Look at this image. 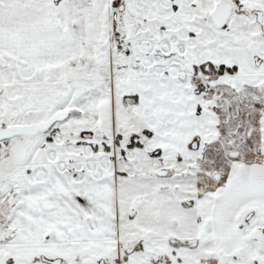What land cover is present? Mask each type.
Here are the masks:
<instances>
[{"label":"crops","instance_id":"obj_1","mask_svg":"<svg viewBox=\"0 0 264 264\" xmlns=\"http://www.w3.org/2000/svg\"><path fill=\"white\" fill-rule=\"evenodd\" d=\"M39 1L16 0L14 10L45 16L38 28L67 26L68 43L52 44L65 56L79 51L75 14L83 13L93 59L114 68L82 91L61 87L75 104L74 113L61 112L74 116L81 143L0 142V264H264L258 95L252 126L263 160L224 161L213 171L219 179L179 178L222 139L216 100L197 90V69L209 66L212 88L264 90V0ZM111 7L133 26L134 58L113 56ZM22 23L13 25L21 42ZM221 66L235 72L215 75ZM236 254L244 260L230 258Z\"/></svg>","mask_w":264,"mask_h":264},{"label":"rangeland","instance_id":"obj_2","mask_svg":"<svg viewBox=\"0 0 264 264\" xmlns=\"http://www.w3.org/2000/svg\"><path fill=\"white\" fill-rule=\"evenodd\" d=\"M31 1H33L34 6L37 4V0ZM15 2L16 0H0L1 10H8L7 13L0 11V35L4 37L3 41L5 42L0 45V129L43 123L61 111H75L72 108L75 104L68 102L69 96L66 93L68 86L76 92L82 91L85 85H89V81L100 82L114 68L109 59L103 60V63L93 59L91 48H89L86 40L87 27L84 23L83 13L77 11L75 14L76 31L79 32L76 34L81 39L80 52L77 51L78 53L74 56H65L66 54L63 55L60 52L62 46L57 43V40L56 45L52 44L53 38L54 40L55 38L63 39L67 42V38L73 35L68 33L67 26L60 28L59 32L52 28L51 22L46 25L47 27L42 28L40 26L38 28L36 24H41L40 20H45V16L41 18L39 14L35 13L23 14V7L20 6L14 10ZM18 2L19 5L23 6V0H18ZM59 2V0L55 1L56 4ZM41 3L45 5L54 4L53 0L39 1L38 4ZM19 18L23 21V35L28 37V39L23 38V42L18 35V27H14ZM30 33L33 35L42 34L36 39L35 36L31 37ZM63 56L65 57L63 58ZM113 56L121 57L114 51ZM59 64L61 67L58 66ZM59 68H62L63 71L56 70ZM197 70L198 74H204L199 78L201 85H197V90H200L201 87L208 89L206 91L208 96L216 100V109L221 118L222 139L218 143L206 145L205 153L201 158L197 162L191 163L193 170L179 174V178L191 179L198 176L200 181L205 182L208 179L206 175L215 176L217 179H219V174L223 175L213 171L218 169L217 166L222 165L224 161L228 162L231 159H236V157L247 159L249 162L251 160H263L262 156L258 157L260 140L257 135H259V131L252 126L254 112L251 107L252 105L254 107L255 104L251 102V98L255 94L258 95L260 98L258 108L264 110V90L246 89L243 92H235L228 87L212 88L210 86L213 84L214 75L211 74L212 71L209 70V73H205L204 67ZM213 71L217 75V70L214 69ZM61 72L63 82H60L61 78L59 79ZM61 87L66 90L63 94L60 93ZM75 116L78 115L75 114ZM73 122H75L74 116L71 119L55 123L47 131L39 132L33 136H18L11 140L17 146H23V142L28 139L34 143L41 136L46 137L45 145L52 144L59 138L63 143L74 141L81 143L85 139V134L84 132H77V127L73 128ZM42 142L38 141L40 144ZM100 142L94 143L101 145ZM230 153H232L231 156H229ZM249 239L256 240V238L250 237ZM181 244L186 245L184 242ZM191 244L196 246L197 241L187 243V245ZM241 257L238 254L230 256L235 261L244 260Z\"/></svg>","mask_w":264,"mask_h":264},{"label":"built area","instance_id":"obj_3","mask_svg":"<svg viewBox=\"0 0 264 264\" xmlns=\"http://www.w3.org/2000/svg\"><path fill=\"white\" fill-rule=\"evenodd\" d=\"M109 45L114 52L125 57L134 58L136 52L129 47V34L126 21L117 7H111L109 15Z\"/></svg>","mask_w":264,"mask_h":264},{"label":"water","instance_id":"obj_4","mask_svg":"<svg viewBox=\"0 0 264 264\" xmlns=\"http://www.w3.org/2000/svg\"><path fill=\"white\" fill-rule=\"evenodd\" d=\"M126 28L129 32V35L131 36L133 31V26L127 25ZM67 116H68L67 112H59L56 115H54L52 118H50L47 122L38 123L34 125H17L5 129H0V142L5 140H10L18 136H33L39 132L47 131L55 123L65 120Z\"/></svg>","mask_w":264,"mask_h":264},{"label":"trees","instance_id":"obj_5","mask_svg":"<svg viewBox=\"0 0 264 264\" xmlns=\"http://www.w3.org/2000/svg\"><path fill=\"white\" fill-rule=\"evenodd\" d=\"M216 70H217V72H216L217 75H219V74H224V73H227V72H228V73H233V72H235V69L226 68V67H224V66H221V67L217 68ZM132 142L135 143L134 138H133V141H132ZM131 145H133V146L138 145V146H139L138 143L131 144Z\"/></svg>","mask_w":264,"mask_h":264},{"label":"flooded vegetation","instance_id":"obj_6","mask_svg":"<svg viewBox=\"0 0 264 264\" xmlns=\"http://www.w3.org/2000/svg\"><path fill=\"white\" fill-rule=\"evenodd\" d=\"M191 69H192V68H191ZM206 69L209 71V70H210V69H209V66H206L205 70H206ZM193 72H194V71H193ZM229 264H241V263L229 262Z\"/></svg>","mask_w":264,"mask_h":264}]
</instances>
